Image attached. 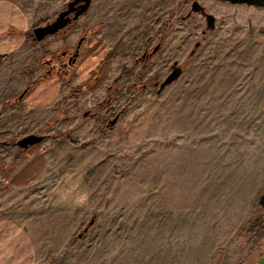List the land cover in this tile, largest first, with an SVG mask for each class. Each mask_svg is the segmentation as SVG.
<instances>
[{
  "label": "rangeland",
  "instance_id": "374dc122",
  "mask_svg": "<svg viewBox=\"0 0 264 264\" xmlns=\"http://www.w3.org/2000/svg\"><path fill=\"white\" fill-rule=\"evenodd\" d=\"M94 3L117 38L105 95L94 106L79 97L107 73L46 111L45 174L25 188L0 185V215L32 233L39 264H255L264 249V7ZM99 28L86 24L79 37ZM52 54L40 62L47 74L57 72L43 63Z\"/></svg>",
  "mask_w": 264,
  "mask_h": 264
},
{
  "label": "crops",
  "instance_id": "0c3cea01",
  "mask_svg": "<svg viewBox=\"0 0 264 264\" xmlns=\"http://www.w3.org/2000/svg\"><path fill=\"white\" fill-rule=\"evenodd\" d=\"M70 1L0 0V111L7 107L0 117V140H19L29 134L46 136L41 132L46 111L56 103L58 109L75 88L85 93L90 91L94 78L107 73L106 82L101 87L79 96L90 99V106L104 97L105 85L114 66L110 55L118 53L114 50L117 38L111 37L113 31L109 29L107 10L102 8L101 12L92 0L89 9L74 21V28L65 35L57 33L38 42L32 34L34 27L55 17ZM132 4L135 5L136 0H131ZM86 24L87 27L100 25V28L86 38L79 37ZM81 38V54L74 64L70 81L66 83L57 72L47 74L40 62L66 46L68 53L75 52ZM99 65L103 68L96 71ZM21 94L20 99L13 100ZM46 103L51 104L41 106ZM45 144L44 139L28 148L0 146V185L20 189L37 182L47 169L49 153ZM39 263V250L32 233L11 217L0 215V264ZM255 264H264V249Z\"/></svg>",
  "mask_w": 264,
  "mask_h": 264
},
{
  "label": "water",
  "instance_id": "95a60500",
  "mask_svg": "<svg viewBox=\"0 0 264 264\" xmlns=\"http://www.w3.org/2000/svg\"><path fill=\"white\" fill-rule=\"evenodd\" d=\"M232 3H246L249 5H255L264 7V0H222ZM92 0H71L65 9L60 11L57 16L46 22L45 24L38 25L33 28L32 34L36 41L40 42L47 36L55 35L63 30H66L70 24L77 20L82 14H84L90 7ZM79 52L77 51L70 57V62H76ZM43 135L29 134L16 141V145L20 148H28L32 145L38 144L44 140ZM258 203L264 208V193H262L258 199Z\"/></svg>",
  "mask_w": 264,
  "mask_h": 264
},
{
  "label": "trees",
  "instance_id": "16d2710c",
  "mask_svg": "<svg viewBox=\"0 0 264 264\" xmlns=\"http://www.w3.org/2000/svg\"><path fill=\"white\" fill-rule=\"evenodd\" d=\"M83 38L80 39L78 48L81 46ZM66 50V49H65ZM60 59H64V62H59ZM44 64H48V66L51 67V71L56 70L57 74L62 75L65 79H69L71 76V71L73 64H67L66 59L63 57V51L59 53L52 54L45 62ZM14 100V99H13ZM12 142H5V144H11Z\"/></svg>",
  "mask_w": 264,
  "mask_h": 264
},
{
  "label": "flooded vegetation",
  "instance_id": "af4514ba",
  "mask_svg": "<svg viewBox=\"0 0 264 264\" xmlns=\"http://www.w3.org/2000/svg\"><path fill=\"white\" fill-rule=\"evenodd\" d=\"M79 50H80V48H77V50H76L75 52H73V53H68V50H67V49L63 51V57L66 59V63H67V64H75V63H76V62H73V60L70 62V57H71L73 54H75L77 51L79 52ZM144 53H148V51L146 50ZM79 55H80V53H79ZM144 56L146 57V54H145ZM78 57H79V56H78ZM78 57H77V59H78ZM76 61H77V60H76ZM59 62H60V63H61V62H64V59H63V60L60 59Z\"/></svg>",
  "mask_w": 264,
  "mask_h": 264
}]
</instances>
